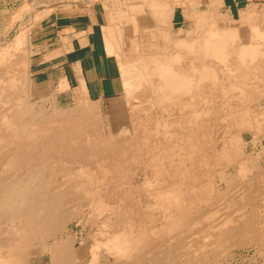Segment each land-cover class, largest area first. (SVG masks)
<instances>
[{
	"label": "bare ground",
	"instance_id": "obj_1",
	"mask_svg": "<svg viewBox=\"0 0 264 264\" xmlns=\"http://www.w3.org/2000/svg\"><path fill=\"white\" fill-rule=\"evenodd\" d=\"M89 1L126 88L108 114L85 86L73 107L28 100L29 28L0 50V264H218L264 244V2Z\"/></svg>",
	"mask_w": 264,
	"mask_h": 264
},
{
	"label": "crops",
	"instance_id": "obj_2",
	"mask_svg": "<svg viewBox=\"0 0 264 264\" xmlns=\"http://www.w3.org/2000/svg\"><path fill=\"white\" fill-rule=\"evenodd\" d=\"M250 1L254 0H227L226 4L235 9ZM97 4L106 8L101 1ZM95 5L88 4L67 14L52 13L38 22L33 19L35 16H24L19 23L16 36L22 29L26 32L29 28L28 74L35 90L45 91L67 80L65 83L69 89L85 86L91 100L105 101L124 92L121 65L117 56L107 48L104 26L109 23V15L106 9L104 18ZM8 27L4 34L10 32Z\"/></svg>",
	"mask_w": 264,
	"mask_h": 264
},
{
	"label": "rangeland",
	"instance_id": "obj_3",
	"mask_svg": "<svg viewBox=\"0 0 264 264\" xmlns=\"http://www.w3.org/2000/svg\"><path fill=\"white\" fill-rule=\"evenodd\" d=\"M30 1H31V4H29V6H26L24 8L22 6H25V3H26L25 0H0V6H1L0 7V24H1L0 25V42H1L0 43V50H2L3 47L6 48V47L10 46V44H12V39L14 38V35L17 32V30H18L19 23H22L24 16H29V15L34 16L35 14L41 13V14H43V16L41 18H44V17H46V16H48V15H50L52 13L53 14H57V13H59V14H67V13H72L75 9L82 8L83 6H87L88 4H94V3H96L95 7L96 8H99V10L103 14L104 18H106L105 17L106 8H102V5L101 4L98 5L97 4V1H89V0H67L66 3L63 6H58V8H56L57 6L54 5L53 6L54 9H52V7L51 8L45 7L44 5L40 4V2H38L37 0H33V1L30 0ZM21 3H23V4H21ZM184 6L185 5H183V7ZM7 8L10 9L9 12L6 11ZM18 8H24L22 10V14H21L20 19H17L16 21H12V19L10 18V22L8 23L9 17H11L12 13L14 11H16ZM46 9L49 12H47ZM238 9L239 8H235L234 9V12H235L236 15L238 13ZM3 10H4V12H2ZM46 13H47V15H46ZM4 16H5V19H4ZM6 17H7V19H6ZM105 22H106V19H105ZM3 25H4V27H3ZM8 26L10 27L11 30H10L9 33L8 32H5V34H4L3 32L4 31H7L6 29H7ZM5 48H3V50ZM27 50H28V46H27ZM113 56H115V55H113ZM115 58H116V56H115ZM28 70H29V68H28ZM28 70H27V76L29 78ZM25 80H27V79H25ZM28 80H27V83H26L27 84V87H25V88H27L29 90H27V89H24V90L26 91L25 93L29 97L28 100L31 101V103L34 102L33 99L38 98L33 103L37 108L40 107V108H42V109L45 110L47 107L49 108V106H50L49 104H51V105L53 104L54 105L53 108H52V106H53L52 105V106H50L49 109L48 108L46 109V111H48V112L50 111L51 112L54 108L55 109H58V108L59 109L60 108L63 109V108H68L71 105H72V107L75 106V105H77L76 100H75V103H74V98H75L74 96H75V91H76L75 88H74V90H72L73 88L72 89H69V88L67 89L66 87H64V86H62V85L59 84L60 86L59 85H56L55 87H53L51 89H48V90H45V91H38V90H35L34 89L32 83H30ZM55 88H56V90H55ZM52 89H53V92H52ZM64 90H65V92H64ZM125 91H126V88H125L124 92L120 95L122 98L120 96H118V99H123L124 98L123 96H124ZM27 92H30V96H29V94ZM46 93H51V94L54 95L53 96L54 99L52 98L53 99V102H52V99H50V98L47 100L48 96L46 95ZM65 93H67V94H65ZM44 95H46L45 97H47V98L44 99V97L43 98L41 97V96H44ZM39 96H40V99H39ZM42 100H43L44 103L41 102ZM113 100L115 101L116 98H112V99H109V100L99 101L98 102L101 105V107L103 106V110H102L103 112L102 113H107L108 114L109 109L107 111L105 108H106V106H109V108H110L112 106V105H110L111 102H114ZM63 103H64V105H63ZM38 104H41L42 107H41V105H38ZM43 105L45 107H43ZM56 105H58V106H56ZM113 113H114V111L111 112V114H113ZM202 222L204 224L207 223L206 225H209L210 224V223L208 224L207 221H202ZM202 222H201L200 225H202ZM90 228H93V227H90L89 226L87 228L88 231L84 232V234L80 231V228L78 229V227H76L74 229L73 234H74V237L76 238V241H77V244L78 245L83 240L81 237H84V238L85 237H87V238L90 237V234L88 235ZM76 229H77V231H76ZM92 232H94V231H92ZM75 234H77V235H75ZM198 241L200 243H204V242H202V238L201 237L198 238ZM203 241H204V239H203ZM205 242H206V240H205ZM233 248L236 249V250L235 249L232 250V254L233 255L231 254V255H229L227 257H223L222 260H221V262L218 263V264H247L248 262H249L248 264H264V244H258V243L253 242V243H248L247 245H243V246H240V245L239 246H234ZM41 250H39L36 253V255H35L36 257H39V261H38L37 264H39V263L40 264H47V262H48V254L46 253L45 250H42V251ZM247 250H248V252H247ZM244 252H245V254H244ZM253 253L255 254V256H254ZM237 255H239V256H237ZM227 262H229V263H227Z\"/></svg>",
	"mask_w": 264,
	"mask_h": 264
}]
</instances>
